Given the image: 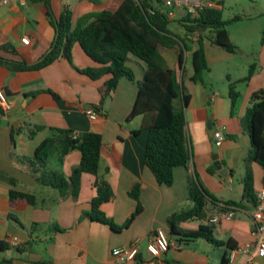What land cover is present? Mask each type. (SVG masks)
I'll use <instances>...</instances> for the list:
<instances>
[{
	"label": "crops",
	"instance_id": "crops-1",
	"mask_svg": "<svg viewBox=\"0 0 264 264\" xmlns=\"http://www.w3.org/2000/svg\"><path fill=\"white\" fill-rule=\"evenodd\" d=\"M112 1L52 0V5L57 17L69 8L76 24L85 14L107 9ZM54 38L55 30L43 5L30 0H26V5L21 2L0 5V46L11 43L22 55L0 52L3 57L35 61L46 52ZM29 43L31 46L28 47ZM206 54L210 71L204 82L191 80L194 71L186 77V67L184 86L191 99L185 113L192 161L188 168L175 170V182L171 187L159 185L146 167L148 131L139 136L132 134L141 125L140 117L129 119L138 94L134 83L122 80L109 110L99 108L106 79L93 81L80 72L96 64L79 45L73 49V65L60 59L33 72H12L0 67V92L12 105L6 117H0V172L17 181V186L13 187L0 180V264H118L112 251L129 248L134 243H139V258L145 264H221L224 247L221 252L217 249L221 247L203 239L184 240L172 235L167 223L172 215L194 207L188 186L189 178L196 176L220 201H243V208L233 219L215 224V239L237 248L252 240L256 206L244 199L243 178L249 170L252 172L257 196L264 189V174L259 165L246 162L251 142L244 120L252 105V95L264 90V44H261L257 58L246 63L245 74L233 78L226 70V80L220 84L213 78L215 66L233 63L238 55L211 44L207 45ZM253 65L256 70L251 80L236 87L241 96L233 114L230 85L247 77ZM140 67L144 72L145 64ZM143 72L136 74L138 81ZM48 90L60 99H55ZM176 107L181 109L179 101ZM88 109L96 110L97 120L86 115ZM36 126L44 129L31 138L29 135ZM53 128L70 129L78 134L96 132L103 136L101 163L109 170L105 178L114 192V199L104 204L102 211L113 222L114 228L85 217L92 209V200L97 197L95 176L83 174L77 200L72 197L61 200L56 189L42 185L22 163L21 159L34 156L37 147L53 134ZM13 131L16 132L14 142ZM219 131H223L225 137L221 145L214 138ZM215 154L228 170L227 177L219 171L215 175L209 172L214 166ZM80 160V154L72 152L62 163L58 158L53 159L51 168L69 177ZM137 186L143 211L130 228L119 231L117 228L122 227L137 209L138 203L130 196ZM11 189L34 194L37 205L24 202L13 205L9 195ZM209 210V217L220 212L213 206H209ZM200 224L186 222L178 229L193 232ZM160 229L167 232L171 248L160 259H153L147 246ZM11 239H17L20 246H10ZM256 261L264 264V258ZM246 263L247 257L241 253L231 261V264Z\"/></svg>",
	"mask_w": 264,
	"mask_h": 264
},
{
	"label": "trees",
	"instance_id": "trees-1",
	"mask_svg": "<svg viewBox=\"0 0 264 264\" xmlns=\"http://www.w3.org/2000/svg\"><path fill=\"white\" fill-rule=\"evenodd\" d=\"M30 1L43 5L55 30V38L37 60L23 57L22 60L16 61L0 55V67L12 72H33L40 71L60 59H66L73 65V49L79 45L96 64L80 72L93 81L106 79L101 91L102 100L99 108H104L105 101L113 98L122 80L136 84L138 94L129 119L140 117L141 125L132 134L139 136L143 131H148L146 167L153 173L159 185L173 186L175 170L188 168L192 161L185 113L191 99L184 86L188 54L191 53L194 71L191 80L204 82L205 75L210 71L206 54L207 45L211 44L230 54H239L240 50L231 39L228 26L241 21L242 17L225 20L223 6L218 3L220 8L217 9L206 8L196 12L179 9L176 18L169 20L163 12L164 0H113L107 9L85 14L75 24L73 12L69 8L57 17L52 0ZM173 23L185 29L184 38L171 30ZM209 31L212 35L207 34ZM262 43L264 44V38ZM27 46H31V43ZM0 52L22 56L19 49L11 43L0 46ZM131 56L146 66L139 81L134 69L128 66ZM255 70L256 66L253 65L247 77L230 85L229 96L232 100L233 114L241 96L236 87L239 83H248ZM48 92L55 99H60L53 91ZM178 101L181 103L180 110L176 107ZM251 104L244 120V128L251 142L246 162L259 165L264 174V90L252 95ZM43 129V126H36L29 136L34 138ZM52 131L53 134L37 147L34 156L21 159L22 163L42 185L56 189L61 200L69 197L77 200L81 193L83 174L95 176L97 197L92 200V209L85 213V217L114 228L113 222L102 211V206L114 199V192L105 178L109 170L104 169L101 163L103 136L96 132L78 134L70 129L53 128ZM15 134L13 131V142ZM72 152H78L81 160L69 177L51 168L53 159L58 158L62 163ZM209 172L213 175L218 174L214 166ZM0 180L13 187L17 186L15 179L2 172ZM243 184L244 199L257 206L258 198L255 195L254 179L250 170L243 178ZM188 187L194 207L169 217L167 223L170 233L181 236L184 240L203 239L216 247H224L221 264H231L229 255L237 247L215 239V224L209 222L211 218L209 206L219 209L220 212L230 208L237 212L243 208V201H220L204 187L198 176L189 178ZM9 195L13 205L19 202L37 205V198L32 193L11 189ZM130 196L138 206L126 223L117 228L119 231L130 228L143 211L138 186L132 190ZM191 221L201 223L196 231L186 232L178 229L180 224ZM135 262L145 264L139 256Z\"/></svg>",
	"mask_w": 264,
	"mask_h": 264
},
{
	"label": "built area",
	"instance_id": "built-area-1",
	"mask_svg": "<svg viewBox=\"0 0 264 264\" xmlns=\"http://www.w3.org/2000/svg\"><path fill=\"white\" fill-rule=\"evenodd\" d=\"M21 2L26 5V0H0V5L9 6L12 3ZM163 12L167 15L169 20H174L177 15V10L187 9L190 12H196L206 8H220L217 2L213 0H164ZM151 13L153 11L150 10ZM0 104L8 113L12 110V105L6 100L4 94L0 92ZM86 115L91 120H97L99 114L95 109L86 110ZM215 140L219 145L223 143L225 137L223 131L216 132L214 135ZM258 203L253 216L254 229L252 232V240L246 243L244 246L232 251L229 255L230 261L234 260L237 253L244 254L247 257L246 264H259L256 259L264 258V189L261 190L258 195ZM236 211L234 208H230L227 211L219 212L215 216H212L209 220L211 224H218L222 220H231L234 218ZM1 242V241H0ZM9 244L12 247L18 248L20 242L17 239L9 240ZM171 248V242L167 235V232L163 229L158 230L155 238L149 242L147 246L148 253L153 259H160ZM141 253L139 243H134L129 248H116L112 251V256L118 264H127L129 262H135L137 257Z\"/></svg>",
	"mask_w": 264,
	"mask_h": 264
},
{
	"label": "rangeland",
	"instance_id": "rangeland-1",
	"mask_svg": "<svg viewBox=\"0 0 264 264\" xmlns=\"http://www.w3.org/2000/svg\"><path fill=\"white\" fill-rule=\"evenodd\" d=\"M220 2L223 6V15L225 20L233 19L237 16L242 20L228 26L233 43L239 48L237 60L233 63H222L215 66L213 78L220 84L225 81V71H229L233 78H238L241 74H245L246 63L251 62L258 56V50L264 38V0H214ZM171 30L184 38L186 31L183 27L173 23ZM208 35H212L209 31ZM192 41V39H190ZM140 65L143 62L131 56L128 66L134 69L136 74H142ZM187 74L186 77L193 73L191 55L187 58ZM247 68V67H246ZM249 68V67H248ZM248 70V69H246ZM247 72V71H246ZM247 74V73H246ZM132 83V82H131ZM136 85V84H135ZM112 104V98L107 99L104 104L105 110H109ZM236 185L239 184L235 179ZM220 251L222 248H217ZM222 252V251H221Z\"/></svg>",
	"mask_w": 264,
	"mask_h": 264
},
{
	"label": "water",
	"instance_id": "water-1",
	"mask_svg": "<svg viewBox=\"0 0 264 264\" xmlns=\"http://www.w3.org/2000/svg\"><path fill=\"white\" fill-rule=\"evenodd\" d=\"M6 114H7L6 111L4 110L2 105L0 104V117H6ZM213 161H214V166L221 173V175H223L224 177H227L228 176V170L224 168L221 160L219 159L218 154H215L213 156Z\"/></svg>",
	"mask_w": 264,
	"mask_h": 264
}]
</instances>
